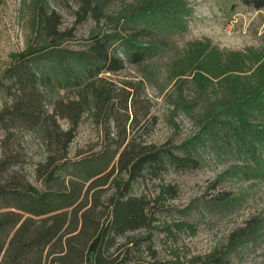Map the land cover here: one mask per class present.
Here are the masks:
<instances>
[{
  "label": "trees",
  "instance_id": "obj_1",
  "mask_svg": "<svg viewBox=\"0 0 264 264\" xmlns=\"http://www.w3.org/2000/svg\"><path fill=\"white\" fill-rule=\"evenodd\" d=\"M49 1L29 0L30 35L0 69V94L5 97L0 100V130L7 131L0 153V264H232L230 253L246 237L245 227L231 232L226 244L188 257L177 248L159 257L152 232L127 241L134 243L130 248L120 250L118 242L140 228L161 232L172 242L183 231L196 232V225L185 219L156 223L163 202L177 195L175 185L159 183L149 199L131 193L145 173L161 181L167 164L198 167L192 145L145 142L147 124H154L155 118L137 94L140 87L128 85V90L109 77L124 67L114 52L117 37L134 47L129 62L147 61L165 42L155 36V29L136 20L156 11L165 22L181 23L186 1L59 0L75 24L94 22L77 53L84 62L61 78L51 76L46 66L67 52L62 45L73 38L75 28L61 27L62 16ZM239 1L264 7V0ZM197 48L201 55L185 58V65L196 69L198 92L182 106L201 100L200 107L212 112L216 106H237L264 90L261 53ZM60 90L70 95H60ZM85 117L105 126L103 142L96 150L70 156V144ZM59 119L67 120L69 127L62 128ZM18 127L37 133L43 143L45 155L34 164V180L16 168L20 155L5 149L12 137L9 130ZM217 198L223 201L228 194L221 192ZM142 239L148 241L145 250L151 260L140 256Z\"/></svg>",
  "mask_w": 264,
  "mask_h": 264
},
{
  "label": "rangeland",
  "instance_id": "obj_2",
  "mask_svg": "<svg viewBox=\"0 0 264 264\" xmlns=\"http://www.w3.org/2000/svg\"><path fill=\"white\" fill-rule=\"evenodd\" d=\"M185 1L186 12L181 16V23L165 22L156 11L136 20L139 25L155 29V36L165 42L147 61L129 62L128 54L134 47L117 37L114 52L123 60L124 67L109 77L117 86L128 90H132L128 85L140 87L137 94L148 102L149 115L155 118L154 124H147L145 142L192 145L198 167L167 164L161 181L145 173L133 184L131 193L149 199L155 196L159 183L175 185L177 195L163 202V209L155 213L156 223L185 219L196 225V232L183 231L172 242L161 232L140 228L118 238L120 250L134 246L127 241L144 239L152 232L151 239L159 257H167L170 248H177L181 255L188 257L226 244L231 232L245 227L246 237L230 253L231 263L261 264L264 260V90L237 106H216L212 112L200 107L201 100L192 107L181 104L191 101L198 92L196 69L185 65V58L190 60L189 56L201 55L197 46L215 47L222 52H259L264 64V7L254 8L239 0ZM28 2L0 0V69L13 53L24 48L30 35ZM49 2L62 16L61 27L75 28L73 38L62 45L67 52L60 53L58 59L54 56V61L46 66L51 76L61 78L66 71L84 62L77 53L86 44L94 22L75 24L72 13L59 0ZM59 94L70 95L64 90ZM58 122L62 128L69 127L67 120ZM112 126L110 130L115 131ZM9 131L12 137L4 148L20 155L16 168L26 170L34 180V164L45 155L42 141L37 133L20 127ZM5 133L0 130V153ZM104 133V125L85 117L70 144V156L98 149ZM221 192H226L228 198L218 200ZM143 239L140 256L151 260L145 250L148 241ZM134 252L138 257V251Z\"/></svg>",
  "mask_w": 264,
  "mask_h": 264
}]
</instances>
